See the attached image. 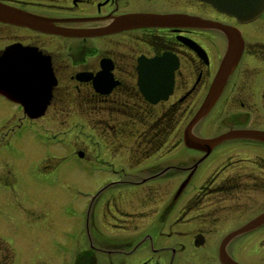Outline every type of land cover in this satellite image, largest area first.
<instances>
[{
    "label": "flooded vegetation",
    "instance_id": "1",
    "mask_svg": "<svg viewBox=\"0 0 264 264\" xmlns=\"http://www.w3.org/2000/svg\"><path fill=\"white\" fill-rule=\"evenodd\" d=\"M0 8L59 29L0 19V86L20 83L8 80L20 68L28 105L0 93V193L8 197L0 198V264H54L31 245L28 233L39 235L32 212L17 211L9 194L17 182L36 195L59 188L65 119L103 121L92 137L130 170L145 159L152 166L117 177L105 167L95 189L59 204V264H264V224L225 245L264 214V13L240 23L202 0H0ZM137 15H184L239 31L242 55L192 128L228 39L217 30L125 23ZM142 87L157 92L156 103ZM47 120L56 133L42 126ZM234 133L247 136L205 144Z\"/></svg>",
    "mask_w": 264,
    "mask_h": 264
},
{
    "label": "rangeland",
    "instance_id": "2",
    "mask_svg": "<svg viewBox=\"0 0 264 264\" xmlns=\"http://www.w3.org/2000/svg\"><path fill=\"white\" fill-rule=\"evenodd\" d=\"M15 123H18L17 120L11 121L10 124L12 126ZM103 123V121L87 119H65L59 121V135L62 136L59 138V155L61 157L59 160V176L63 177V181L59 183V188L47 185L41 191L42 195H36L33 193L31 186L17 182L15 183L16 189L10 191V201L12 200L11 202L17 211H25L24 214H27L28 211L32 212L28 217L33 218L31 221L34 222L35 228L32 227L30 230L36 229L37 233H39L38 237H32V234L28 233L32 239L31 245L34 250L36 252L42 250L46 255H50L54 264H59V241L61 240L59 237V209H64L59 204L72 199L71 194L95 189L96 184L102 177V174L99 173H103L101 171L106 170V168L112 172L108 171L111 177H117L114 172L120 173L122 170L129 175L141 176L143 171L145 172L146 169L148 171L152 166L150 163L152 160L146 159L143 160L146 163L137 171L130 170L129 165L126 163L122 164L123 160L121 158L124 157L120 152L117 153L114 148H110L104 142H100L102 141L101 138L92 137L94 128L101 131L106 129ZM42 126L46 128L45 130L57 132V127L55 128L49 120L42 121ZM1 130L4 129L2 128ZM77 151L84 152L86 158H78L76 155ZM46 153H43V155H46ZM138 165L135 164V167ZM139 171L142 172L139 173ZM0 198L7 199L8 197L0 193ZM2 208H5V206H2ZM6 209L5 215L8 216L9 221L11 212H9L8 208ZM36 215L37 217L45 218L42 223H38V221L35 223V220H37ZM5 224L9 225L10 223ZM50 224L52 226L49 227ZM47 263L48 261H44L39 257L31 259L26 264Z\"/></svg>",
    "mask_w": 264,
    "mask_h": 264
},
{
    "label": "water",
    "instance_id": "3",
    "mask_svg": "<svg viewBox=\"0 0 264 264\" xmlns=\"http://www.w3.org/2000/svg\"><path fill=\"white\" fill-rule=\"evenodd\" d=\"M202 1L210 3L216 9L229 16L235 17L239 22L253 21L257 19L264 12V0H202ZM0 19L11 22H14L13 20H20V21L23 20L26 22L24 23L20 22L21 24L30 26L32 28L41 29L47 33L59 34V29H56L54 26L45 22H41V23L37 22L35 19L33 18L31 19L30 17L28 18L21 17L19 15H16L12 10H4L0 8ZM14 23H19V22H14ZM125 23L129 26L137 25V27H169L174 24L184 25L189 27L217 30L223 33L227 37L229 43L227 53L223 59L218 75L214 80L210 93L207 96V99L203 103L202 107L200 108L197 116L193 120L190 128L198 124L202 119H204L207 116V114L211 111V109L217 102V99L219 98L222 89L224 88L230 74L233 72L234 68L236 67L242 55L243 45L240 43V37H238L239 31L232 27L225 26L219 23L202 20L195 17L184 16V15L182 16L181 15H175V16L174 15H167V16L137 15L130 17ZM87 35L88 33L85 34L80 33L76 36L83 37ZM14 70L15 71L9 73L11 77H9L8 80L12 82L17 81L20 83H17L15 84V86H10V87L0 86V91H2V93L5 96L9 97L10 99L18 97L17 101L21 103L24 107H26L27 103L25 102L24 97L27 88L21 85L22 81L24 80L23 78L24 72L20 68ZM142 91L144 93L145 98L148 101H150L151 103H156V101L158 100L156 99L157 92H151L150 89L147 87H142ZM244 136L247 135L244 134L239 135V133L228 134L219 137L215 140L205 141V144L216 145L233 137H244ZM262 224H264V214L258 217L253 222L247 224L240 231L231 234L229 237H227V239L225 240V245H227V243L231 240L232 237L234 238L249 233L250 231L256 229L259 225ZM223 263L237 264L229 258H227V260H225Z\"/></svg>",
    "mask_w": 264,
    "mask_h": 264
}]
</instances>
